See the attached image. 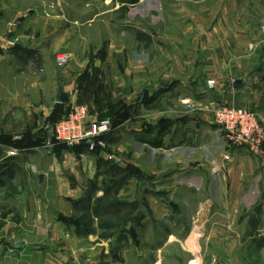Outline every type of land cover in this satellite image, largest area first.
<instances>
[{
    "label": "crops",
    "instance_id": "crops-1",
    "mask_svg": "<svg viewBox=\"0 0 264 264\" xmlns=\"http://www.w3.org/2000/svg\"><path fill=\"white\" fill-rule=\"evenodd\" d=\"M104 1L116 10L125 4ZM184 1L198 4L201 26L212 29L205 64L212 68L207 76L217 83L209 96L188 86L184 97L248 107L264 118V0ZM139 2L130 4L129 10ZM81 4L82 0H0V148L4 150L0 155V264H162L165 249L180 240L169 218L163 220L170 207L204 212L212 208L207 198L214 195L217 210L229 209V203L240 209L241 196L264 195V155L229 147L212 115L199 111L146 128L137 121L135 127H115L107 139L113 142L123 133L135 137L140 150L136 166L141 172L134 177L144 194L141 203H133L138 216L135 226L147 228L149 214L152 227L163 225L165 230L148 236L139 232L101 235L107 230L101 227V223L108 224L102 220L107 215L105 209L97 214L91 205L103 189L107 191L110 181L123 175L125 166L111 163L105 152H91L86 145L66 148L58 144L54 154L45 150L50 116L61 115L74 88V83L67 85L63 76L68 70L64 74L57 66L55 54L64 45L73 20L98 15L81 12ZM148 146L155 153L169 148L167 160L174 158L176 166L164 170L152 166L150 177L143 174L142 153ZM13 182L30 188L18 208L9 196ZM178 187L190 196L191 205L174 199L180 195ZM145 194L158 198L149 204ZM81 217H86L85 224L76 223ZM88 222L92 231L85 232ZM90 233L105 241L96 246ZM184 241L195 240L190 234Z\"/></svg>",
    "mask_w": 264,
    "mask_h": 264
},
{
    "label": "rangeland",
    "instance_id": "rangeland-1",
    "mask_svg": "<svg viewBox=\"0 0 264 264\" xmlns=\"http://www.w3.org/2000/svg\"><path fill=\"white\" fill-rule=\"evenodd\" d=\"M114 8V4L104 0H82L81 12L91 15L95 11L98 15L93 18L78 16L68 26L70 31L61 50L55 54V60L59 54L68 57L66 64L57 66L63 68L64 74L68 70L63 77L67 85L74 83V88L71 87L72 98L61 115L56 118L50 116L45 136L52 146H45V150L55 153L56 146L61 144L54 137L56 121L76 105L88 107L92 121L110 119L112 130L105 135L108 146L106 151H100L105 152L111 163L125 167L123 175L116 181H110L107 191L103 189L99 199L91 205L96 211L103 206L111 207L102 220L110 223L112 230H102L101 235L107 232H119L123 236L138 235V232L142 236L156 235L165 227H152L149 214L145 219L147 228L136 227L138 216L133 203H141L144 195L142 189L139 190L141 182L135 181L134 177L136 172H141V168L136 166V154L140 152L136 139L123 133L121 138L116 135V140L110 142L107 136L115 127H135L137 121L140 125L143 122L146 128L160 120L168 123L173 122L172 119L192 117L199 111L213 117L211 111L193 109L190 105L202 101L199 96H192V99L184 97L188 86L206 97L217 85L214 79L207 76L212 68L205 64L212 29L209 25L207 28L201 26L203 20L196 16L199 5L184 0H140L124 17L120 8ZM211 21V18L207 19V22ZM139 34L145 38L140 40ZM212 80L213 87L210 86ZM143 94L144 100L140 102ZM150 102L151 106H148ZM58 106L55 111L59 110ZM168 149L166 147V152L160 150L155 153L151 146L145 147L142 153L143 174L150 177L152 166L157 170L158 167L164 170L171 165L176 166L174 158L173 161L167 160ZM29 189L21 182L11 183L9 196L16 208L25 203V193ZM183 192V187H178L180 195L174 199L189 202L190 196ZM145 195L149 204L158 198ZM196 196L200 198L199 193ZM249 196L240 197V209L231 208L229 203V209L217 210L214 195L209 196L211 199L207 198L212 208L204 212L187 210V206L180 211L170 207L163 220L169 218V224L180 240L165 249L162 264H264V228L261 227L264 224V210L261 209L264 195L256 194L251 199ZM49 198L54 201V196ZM163 213L165 211H160V214ZM190 234L195 241L185 243ZM92 236L96 246L105 241L94 234Z\"/></svg>",
    "mask_w": 264,
    "mask_h": 264
},
{
    "label": "built area",
    "instance_id": "built-area-1",
    "mask_svg": "<svg viewBox=\"0 0 264 264\" xmlns=\"http://www.w3.org/2000/svg\"><path fill=\"white\" fill-rule=\"evenodd\" d=\"M264 37V24L261 27ZM264 40V38H263ZM68 62L64 54L56 56V63L63 66ZM214 81L210 82L213 87ZM200 110L213 113V122L224 133L229 147L247 148L254 155H264V118L254 109L218 102H195L190 104ZM88 107L74 106L70 113L55 125L54 137L58 143L69 147L87 144L89 151H106L105 135L112 130L110 119L90 120ZM52 146L47 143L46 147ZM230 158V153L226 155ZM90 237L93 238L92 235Z\"/></svg>",
    "mask_w": 264,
    "mask_h": 264
},
{
    "label": "trees",
    "instance_id": "trees-1",
    "mask_svg": "<svg viewBox=\"0 0 264 264\" xmlns=\"http://www.w3.org/2000/svg\"><path fill=\"white\" fill-rule=\"evenodd\" d=\"M121 2H123V3H125L120 9L124 12V14H123V16L122 17H124V15L126 14V12L129 10V5L131 4H135V3H137L139 0H120ZM139 39H144L145 37H144V35H142V34H139ZM70 113V112H69ZM68 113V114H69ZM67 114V115H68ZM67 115H62L60 118H58L57 119V121H56V123L59 121V120H61L62 118H64V117H66ZM102 120V119H101ZM60 145H62L63 147H67V148H73V147H76V146H73V147H69V146H67V145H65V144H60ZM81 145H86V147H87V144H85V143H83V144H81ZM80 145V146H81ZM77 146H79V145H77ZM98 151V150H97ZM127 205V204H126ZM103 209H105L104 210V212L103 213H108V211L109 210H111V207H109V206H103V207H101L100 209L98 208V210L96 211V213L98 214L99 213V210H100V212L103 210ZM110 212V211H109ZM83 220H86V217L85 218H83L82 219V217H81V219L78 221H76V223H78V222H80L81 221V223L82 224H85V222L83 221ZM101 227H103V228H105V229H107V230H109V229H111V227H113L110 223H108V224H105V223H101ZM85 230V232H89V231H92V227H91V225H90V222H88V224L86 223V226H85V228H84Z\"/></svg>",
    "mask_w": 264,
    "mask_h": 264
},
{
    "label": "water",
    "instance_id": "water-1",
    "mask_svg": "<svg viewBox=\"0 0 264 264\" xmlns=\"http://www.w3.org/2000/svg\"><path fill=\"white\" fill-rule=\"evenodd\" d=\"M61 95H62V89L60 88L59 90H58V94H57V100L58 101H61ZM144 94L142 95V97H141V99H140V102H143V100H144ZM4 153V150L2 149V148H0V155H2Z\"/></svg>",
    "mask_w": 264,
    "mask_h": 264
}]
</instances>
